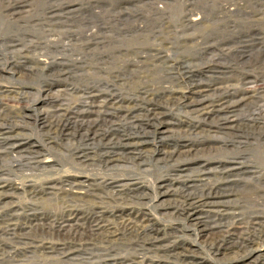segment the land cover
<instances>
[{"label": "rangeland", "instance_id": "obj_1", "mask_svg": "<svg viewBox=\"0 0 264 264\" xmlns=\"http://www.w3.org/2000/svg\"><path fill=\"white\" fill-rule=\"evenodd\" d=\"M150 1L0 0V115L12 116L9 125H16L6 132L11 142L35 141L37 149L0 154V264H264V239L245 250L216 251L214 245L228 224L254 221L264 227L259 203L264 199V4L164 0L156 4H167V30L156 24L158 13L150 14L151 6L157 7ZM226 7L232 8L229 16L220 12ZM187 8L194 9L191 18L198 25L188 26L185 35L177 24ZM243 9L257 14L247 18ZM120 14L127 19H118ZM99 22L108 31L100 30L97 43L70 41L71 30L82 35ZM50 38L58 46L42 43ZM205 48L207 58L225 49L221 66L198 56ZM161 55L169 57L163 64ZM37 58L55 63L45 67ZM136 58L135 65L121 67L125 59ZM157 62L161 65L151 76ZM142 76L144 81L137 82ZM217 86L228 88L217 92ZM91 89L99 95L88 97ZM191 89L210 90L207 101L215 103L205 102L208 113L190 103L197 94ZM109 91L136 100L130 104L132 119L91 113L89 122L99 119L91 136H84L89 128L78 123L80 115L72 119L69 114L68 124H73L63 132L36 122L60 106L74 110L78 103L101 102ZM222 101L227 110H219ZM222 118H229L227 125L218 129ZM62 119L66 123L67 117ZM94 132L98 136L92 137ZM186 143L197 151L183 152ZM104 150L107 157L134 151L140 156L107 164L99 158ZM78 153L88 159L82 162ZM211 190L218 195H206ZM69 210L77 212L85 230L60 235L53 226ZM95 218L114 227L111 241L90 231ZM127 220L147 228L142 232L134 226V231ZM201 225L211 228L201 230ZM6 227L14 228L18 238H10Z\"/></svg>", "mask_w": 264, "mask_h": 264}, {"label": "bare ground", "instance_id": "obj_2", "mask_svg": "<svg viewBox=\"0 0 264 264\" xmlns=\"http://www.w3.org/2000/svg\"><path fill=\"white\" fill-rule=\"evenodd\" d=\"M161 1H164V0H151L149 3H151L152 5L154 4V5H156L157 7H155V6H151V10H153V11H150V14H153V13H151V12H155V13H158L157 15H159L158 17H157V19H159L158 20V22L156 23L158 26H160V27H163L164 29H170L169 27H171L170 26V24L167 22V20L169 19V18H166V15L168 16V14H167V11H166V13H165V10L168 8V7H166L167 6V4H166V2H162V3H164V5H162L163 6V8L162 7H160L159 5H157L156 3L157 2H160L161 3ZM171 1V0H170ZM114 2V1H113ZM120 2V1H119ZM172 2V1H171ZM258 2H260L261 4H264V0H258ZM21 5V4H20ZM159 6V7H158ZM15 7V6H14ZM239 7V6H238ZM162 8V9H161ZM13 9V8H12ZM20 9V8H19ZM192 10H194V9H192ZM191 9H188L187 8V10L185 11V12H183V14H182V16H181V18H179L178 20L179 21H181V23H178V21H174L175 23H178L177 24V26H179V27H182V31L185 33V35L187 34V32H185V31H187L188 29H189V27L188 26H195V25H198V22H195V18L196 17H194V18H191L192 17V15L194 14V11H192ZM13 11V10H12ZM16 11V10H15ZM19 11V10H18ZM225 11V12H224ZM21 12V11H20ZM164 12V13H163ZM220 12H222V14L224 15L225 13H228V16L233 12L232 11V8H229V7H226V9H222ZM241 12H244V14L247 16V18H249V17H251L252 16V14L253 15H256L257 13H255L256 12V10H252V11H248V10H246V9H243V11H241ZM10 14V13H9ZM211 14V13H210ZM151 16V15H150ZM200 16V15H199ZM105 16H102V18H104ZM98 18H101V15H96V21L97 20H99ZM115 18H117V17H115ZM127 19V17L125 16V14H120V15H118V19ZM197 18H198V16H197ZM111 19V18H110ZM198 20V19H197ZM74 22H76V21H74ZM49 23H50V21H49ZM53 23V22H52ZM57 23V22H56ZM61 23V22H60ZM71 23V22H70ZM138 23H140V25L138 24ZM155 23V22H154ZM170 23H173V21L172 22H170ZM101 23L99 22L94 28L92 27L91 29H89L88 31H86L84 34H82V35H79V34H77L75 31L76 30H71V29H69V31L71 30V34H72V39H70V41H74V42H76L78 39L80 40V38H83L86 42H85V44H87L88 46H91L92 44H94V43H97V39H99V36H100V30L101 29H103V30H106V31H108L107 29H105L106 28V26H103L102 24L100 25ZM135 24H138L139 26H137L136 25V27H137V29L138 30H142V31H144V29H143V27L141 26L143 23L142 22H136ZM60 25V24H59ZM59 25H58V27H59ZM101 26H102V28H101ZM145 27V26H144ZM146 27H147V25H146ZM56 28V27H55ZM71 28V27H70ZM109 28V27H108ZM49 29H51V28H49ZM167 29V30H168ZM48 30V29H47ZM51 30H55V29H51ZM57 30V29H56ZM156 30V29H155ZM66 31V30H65ZM69 31L68 32H66L67 34H69ZM171 31V30H170ZM173 31V30H172ZM155 32V31H154ZM173 32H175V34L177 35L178 34V31H173ZM46 33V32H45ZM57 33V32H56ZM65 33V34H66ZM152 33V32H151ZM182 33V32H181ZM181 33H179L180 35H181ZM50 34H51V32H50ZM53 34V33H52ZM66 34V35H67ZM153 34V33H152ZM157 34V33H156ZM178 34V35H179ZM56 36V35H55ZM68 36V35H67ZM148 36V35H147ZM154 36V35H153ZM13 38V37H12ZM15 38V37H14ZM13 38V39H14ZM23 38H25L24 36H23ZM60 38V37H59ZM9 40V41H11V42H15L16 44H18V42L17 41H15V40ZM83 39H82V41H83ZM18 40V39H17ZM58 40H60V39H58ZM8 41V42H9ZM25 42H27L26 40H24ZM30 41H32V40H29V42ZM61 41V40H60ZM33 42V41H32ZM39 42H41V41H39ZM43 44H46V46L47 47H51V46H58V44H57V42H56V39H47V40H45V41H43L42 42ZM172 43V42H171ZM12 44V43H11ZM29 44V43H28ZM82 44V43H81ZM81 44H79L80 46H81ZM12 45H14V44H12ZM19 45V44H18ZM22 45V44H21ZM29 45H31V44H29ZM28 45V46H29ZM36 45H38V44H36ZM40 45V44H39ZM42 45V44H41ZM60 45V44H59ZM73 45H76V44H73ZM84 45V44H83ZM86 45V46H87ZM9 46H11V45H9ZM80 46H77V47H80ZM97 46V45H96ZM12 47V46H11ZM15 47V46H14ZM75 47V46H74ZM82 47V46H81ZM9 48V47H8ZM42 48V47H41ZM83 48V47H82ZM209 50V48H205L204 50H202V51H200L199 53H198V56H200V57H203V59L205 60L206 58H207V56H208V54L209 53H207V51ZM156 51H157V54H159L160 52H161V50L159 49V48H156ZM221 53H220V56H217V54L216 55H213L212 57H208L206 60L208 61V63L211 65V63H212V66H215V65H222V63L220 62V59H221V56L223 55V53H225V49H223V48H221L220 50H219ZM222 51H224L223 53H222ZM136 52V51H135ZM134 52V53H135ZM227 53V52H226ZM131 54H133V53H131ZM138 57H142V58H145L146 57V55H141V54H139V53H135ZM41 56V55H40ZM45 56V55H44ZM44 58V57H43ZM160 59H161V61H159V63H162L163 64V62H165L169 57L168 56H160L159 57ZM158 58V59H159ZM47 59H51V58H46L45 60H40L39 58H37V62L40 64H42V63H44L45 64V67H50L51 66V64H54L55 63V60H52V61H47ZM76 59V58H75ZM134 59V58H133ZM137 59V58H136ZM140 59V58H139ZM79 60V59H78ZM59 61V60H58ZM77 61V60H76ZM75 61V62H76ZM80 61V60H79ZM137 63V62H139L138 61V59H137V61H135V60H130V59H125V61L123 62V64H122V66L121 67H123V66H128L129 64L128 63ZM37 63V64H38ZM57 63V62H56ZM158 63V62H157ZM152 64L153 65V67H154V70H153V72H152V74H151V76H153V74L155 73V70H157L159 67H160V65L161 64ZM126 64V65H125ZM132 64V65H133ZM131 65V66H132ZM135 65V64H134ZM138 66V65H137ZM163 66V65H162ZM30 67V66H29ZM120 67V68H121ZM136 67V66H135ZM131 68V67H130ZM139 68V67H138ZM135 69H137V68H135ZM122 70V69H121ZM109 71V70H108ZM113 71L115 72V70L113 69ZM113 71H110V72H113ZM125 72H126V70H125ZM127 72H129V71H127ZM131 72H132V70H131ZM109 74V73H108ZM121 74H122V72H121ZM127 74H129V73H127ZM147 74V73H146ZM110 75V74H109ZM108 75V76H109ZM125 75V74H124ZM142 75V74H141ZM93 76V75H92ZM111 76V75H110ZM145 76V75H144ZM144 76H142V78H140V77H136V78H138V80H137V82H139L140 83V81H142L143 80V78H144ZM113 77H116L117 79H121V77H120V75H114L113 74ZM163 77V76H162ZM106 78V77H105ZM109 78V77H108ZM136 78H133V79H136ZM251 78V77H250ZM123 79V78H122ZM125 79V78H124ZM253 79V78H252ZM98 80V79H97ZM106 80H108V79H106ZM144 81V80H143ZM161 81V80H160ZM244 81V80H243ZM248 81V80H247ZM98 83H101V81L99 82V81H97ZM249 82H252V81H250L249 80ZM254 82V81H253ZM110 83V82H109ZM147 84V83H146ZM146 84H145V86H146ZM244 84H246V83H244ZM163 85V84H162ZM144 86V85H143ZM232 86V85H231ZM236 86V85H235ZM245 87V86H244ZM141 88V87H140ZM162 88V87H161ZM163 88H165V86L163 87ZM169 88V87H168ZM228 87H222V88H219L218 86L215 88L216 89V91L218 92V91H224L225 89H227ZM231 88V87H230ZM253 88V87H252ZM167 89V88H166ZM243 89V88H242ZM241 89V90H242ZM62 90V89H61ZM165 90V89H164ZM168 90V89H167ZM170 90V89H169ZM192 90V89H191ZM199 90V89H198ZM248 90V89H247ZM247 90H245L244 89V91H247ZM153 91V90H152ZM160 91H161V89H160ZM176 91V90H175ZM175 91H173V92H175ZM193 91V93H197V94H199V95H197V94H192V100H191V102L190 103H192L194 106H197L196 108V110H198V111H200V112H202V111H204L203 113H208V111L209 110H207V112H206V109H207V103H205L206 101H207V99H209L208 97L209 96H211V94H209L208 92H210V90L209 89H204L203 91H194V89L192 90ZM238 91H239V89H238ZM243 91V90H242ZM2 92H4L3 90H2ZM8 92H10V91H8ZM170 92H171V90H170ZM213 92V91H212ZM240 92V91H239ZM86 93L88 94V97H94V96H98L99 94H97L96 95V93H95V90H93V89H91V90H86ZM151 93V92H150ZM192 93V92H191ZM233 93V92H232ZM253 93V92H252ZM258 93V92H257ZM139 94V93H138ZM153 96L156 94V93H151ZM161 94V93H160ZM167 94V93H166ZM170 94V93H169ZM175 94V93H174ZM201 94V95H200ZM235 94V93H234ZM146 95V94H145ZM226 95V94H225ZM244 95V94H243ZM152 96V97H153ZM161 97H166L164 94L162 95H160ZM195 96H197V97H195ZM215 96V95H214ZM143 97V96H142ZM232 97V96H231ZM135 98V97H134ZM147 98V97H146ZM198 98H200V99H198ZM241 98V100L243 99L242 98V96L240 97ZM230 99V98H229ZM221 100V99H220ZM51 101V100H50ZM136 100H134L133 98H127V97H118V96H114V94L113 93H111L110 91L107 93V94H105V99L104 100H102L101 102H95V103H88V102H82V103H78L75 107H74V110L73 109H71V107H67V108H64V107H62V106H60V107H58V108H56L55 110H53V111H51V114L49 115V117H48V115L47 116H40V118H37L36 119V122H38L39 123V125L40 126H42L43 127V129H45V127H52L54 130H57V128L58 127H60L62 130V132L63 131H65V130H67V128H68V126L69 125H72V124H68V123H70L69 122V118H68V115L70 114L72 117V119H74L75 118V116L76 115H80L81 117H80V119H77L78 120V123H80V125L81 126H86V127H88L89 129H87L86 130V133L84 134V136H88V135H90L91 136V131H92V128L94 127V126H97V124H98V120L99 119H94L93 120V122H92V120L89 122V120L86 118V116L87 115H89V114H91V113H94V114H97V117H102V116H100V115H105L106 113H108V115H113V116H115V117H118V119H124V120H128L129 121V119H132V113H134V111H133V108H134V106H131L130 104H131V102H135ZM238 101V100H237ZM208 102V101H207ZM241 102V101H240ZM4 103V102H3ZM2 103V104H3ZM72 103V102H71ZM127 103V104H126ZM214 103L215 102H213V101H209L208 102V104H211V105H208L209 107H214ZM70 104V103H69ZM134 104V103H133ZM218 104H219V102H218ZM8 105V103L6 104V106ZM66 105V104H65ZM72 105H74V104H72ZM4 106V105H3ZM147 106V105H146ZM218 107H219V110H227L230 106L229 105H227L225 102H223L222 101V103L221 104H219V105H217ZM217 106H216V108H217ZM56 107V106H55ZM62 107V108H61ZM66 107V106H65ZM215 108V109H216ZM237 108V107H236ZM239 108V107H238ZM6 109V108H5ZM154 110V108L153 109H150V111L151 112H154L153 111ZM213 110H214V108H213ZM122 111H124L123 113H119V112H122ZM212 111V110H211ZM216 111V110H215ZM229 111V110H228ZM235 111V110H234ZM236 111H238V110H236ZM263 111V110H262ZM4 113V109H0V113ZM47 112V111H46ZM219 112V111H218ZM49 113V112H48ZM64 114V115H63ZM216 114V113H215ZM232 114V113H231ZM230 114V115H231ZM60 115V116H59ZM75 115V116H74ZM233 115H235V113L233 114ZM26 116H29L28 114L27 115H24V116H22V117H26ZM240 116V115H239ZM238 116V117H239ZM66 117H67V120H66ZM10 118H12V116L10 117ZM9 117L7 118L5 115H0V137H2V138H0V144H2V141L4 142V145H2L0 148H4V150H1L0 149V154H2V153H8L7 151H9L10 152V154H11V152H16V151H19V152H21V151H26L27 153H33V151H31V150H34V151H37V149H35L34 147H36L35 146V141L33 142V141H24V142H21L20 143V141H16V142H11V137H9V134H6V132H7V130H9V131H14V128H12L13 126H16L15 124L12 126V125H9V119H10ZM62 118H64V120H66L65 122L66 123H64V124H62V121H63V119ZM79 118V117H78ZM236 118V117H235ZM106 119V118H105ZM222 119H224V121H221V122H224V123H220V124H218V126H217V128L218 129H222V127L221 126H223L224 127V125H227V123L225 122V121H227L229 118H222ZM238 119H240V118H238ZM237 119V120H238ZM245 119V118H244ZM113 120V119H112ZM13 121V120H12ZM108 121V120H107ZM117 121V120H116ZM122 121V120H121ZM101 123V122H100ZM131 123V122H130ZM92 124V127L90 128V125ZM112 124V123H111ZM132 124V123H131ZM237 124V123H236ZM22 125V124H21ZM229 125V124H228ZM19 126V125H18ZM2 128V129H1ZM97 128V127H96ZM95 128V129H96ZM99 128V127H98ZM228 128V127H227ZM212 130V129H211ZM99 132V131H98ZM8 133V132H7ZM234 133V132H233ZM5 134L7 135V137L5 136ZM83 134V133H82ZM210 134V133H209ZM106 135V134H105ZM83 136V135H82ZM95 136H98V134H97V132H94L93 133V136L92 137H95ZM212 137V136H211ZM213 137H215V136H213ZM99 138V137H98ZM125 138V137H124ZM219 138V137H218ZM92 139V138H91ZM213 139V138H212ZM225 139V138H224ZM224 139H221V140H224ZM8 142H7V141ZM127 140V139H126ZM22 141V140H21ZM94 141V140H93ZM117 141L119 142V141H121V139H117ZM129 141V140H128ZM211 141V140H210ZM230 141H232V140H230ZM6 142H7V144H6ZM122 142V141H121ZM138 142V141H137ZM140 143H141V141H139ZM235 142V141H234ZM103 142H101V144H102ZM112 143H114L113 141H112ZM129 143H132L131 141L129 142ZM134 143V142H133ZM132 143V144H133ZM211 143V142H210ZM233 143V142H232ZM236 143H238V142H236ZM245 143V142H244ZM107 144H109L110 145V143L108 142H106V143H103V145H107ZM127 144V143H126ZM234 144V143H233ZM239 144V143H238ZM6 145H9L8 147H6ZM117 145H119V144H117ZM121 145H122V143H121ZM131 146V145H130ZM133 146V145H132ZM106 147V146H105ZM186 147V148H185ZM185 149H183V152H190L191 153V151H193V150H196V149H193V145L192 144H187L186 143V145H185ZM203 147V146H202ZM214 147V146H213ZM138 149H140V148H138ZM137 150V149H136ZM105 152H103V153H101V154H99V158L102 160V162H104V163H107V164H112V163H114V165H116V163H117V161H119V160H121V159H132V158H134V156L135 155H137V156H140V153H136V151H134V152H128V153H124V156L123 155H120V156H118L117 154H114L113 156H109V157H107L108 156V154H109V151H106V150H104ZM163 151V150H162ZM182 151V150H181ZM197 151V150H196ZM85 152V151H84ZM83 152V153H84ZM108 152V153H107ZM38 153V152H37ZM130 153V154H129ZM16 154V153H15ZM77 154V153H76ZM79 154V153H78ZM171 154V153H170ZM14 155V154H13ZM17 155V154H16ZM19 155V154H18ZM22 155V154H21ZM34 155H35V153H34ZM23 156V155H22ZM91 156V155H90ZM142 156V155H141ZM172 156V155H171ZM26 157L27 158H29V159H32L33 158V160H34V158L35 157H29L28 156V154L26 155ZM76 157H79L80 158V160H82V162L83 161H86L87 159H88V157L86 156V155H81V154H79L78 156H76ZM21 158V157H20ZM136 158V157H135ZM36 159V158H35ZM22 160V159H21ZM27 161V160H26ZM30 161V160H29ZM48 161H50V160H46L45 162H48ZM24 162V161H23ZM28 162V161H27ZM111 162V163H110ZM20 163V162H19ZM24 164V163H23ZM33 165V164H32ZM37 165V164H36ZM113 165V166H114ZM108 166V165H107ZM204 172V171H203ZM74 181V180H73ZM76 182V181H75ZM74 182V183H75ZM80 182V181H79ZM82 182H84V181H82ZM81 182V183H82ZM108 182V181H107ZM71 184H73V182H71ZM76 184H79V183H76ZM82 184H84V183H82ZM74 186H72L71 188H73ZM79 188H84V187H79ZM263 190V189H262ZM85 191V190H84ZM215 192H217V191H208L207 192V194L206 195H211V196H213V195H218L217 193H215ZM86 193V192H85ZM88 193V192H87ZM200 198V197H199ZM261 198V197H260ZM189 202V201H188ZM192 202V201H191ZM217 201H211V202H209V203H216ZM220 202V201H219ZM259 202V201H258ZM194 203V202H193ZM260 204H263L264 205V199L263 200H261V202H259ZM192 204V203H191ZM194 206V205H193ZM190 207V206H189ZM68 209V208H67ZM66 210V209H65ZM67 211V210H66ZM65 211V212H66ZM69 211H71V210H69ZM74 211V210H73ZM73 211H71V212H67L66 213V215L64 216L63 215V217L61 218V221H59L58 223H57V226H56V224L53 226V229H54V231H56L57 233H59L60 235H62V234H69V236L70 235H75V234H77V233H81V232H83V231H81V229H83V228H85L84 227V225H82L81 224V222H79V218H78V215L77 216H75V214L77 213H74ZM188 212V211H187ZM90 213V212H89ZM189 213H191L190 211H189ZM198 213V212H197ZM95 214V213H94ZM87 215V214H86ZM93 215V214H92ZM191 216L192 217H194L195 216V214H191ZM121 217V216H120ZM128 217V216H127ZM53 218H56V217H53ZM52 218V219H53ZM60 218V217H59ZM86 218V217H85ZM84 218V219H85ZM122 218V217H121ZM111 219V218H110ZM83 220V219H82ZM93 220V219H92ZM56 220L54 219V222H55ZM89 221V220H88ZM114 221V220H113ZM128 221V223L129 224H131L132 226V229L134 230V231H136V229L134 228V226H136V227H138V228H141L142 229V232L143 231H145L146 230V228H147V225H142V224H136L135 222H133L132 220H127ZM40 222V221H39ZM83 222V221H82ZM90 222H91V220H90ZM103 222H106V221H103L102 219H100V218H95L92 222H91V226L89 225V227H90V231L91 232H93V235L94 236H101L102 237V241L103 242H105V243H107V242H109V241H111L112 240V238L114 237V235H115V230H114V227L110 224V223H103ZM140 222V221H139ZM260 223V222H259ZM259 223H257V222H252L251 224L250 223H248L247 225H245L244 223H242V222H239V225H234V226H232V224H234V223H232V224H228V226L227 227H225L224 229H223V233H222V237L220 238V240L219 241H217V243L216 244H214L215 245V247H216V251H221V250H223V249H229V248H232L233 246H237V247H239L240 249H242V248H244V250H245V248L247 247V248H252V247H254V246H256L258 243H260V242H262L263 241V239H264V227L262 226H260V224ZM46 224V223H45ZM126 224V223H125ZM201 224H205V223H201ZM262 224V223H261ZM263 224H264V221H263ZM39 225H41V224H39ZM51 225V224H50ZM142 225V226H141ZM207 225V224H206ZM206 225H204L205 227H208V226H206ZM14 227V226H13ZM88 227V228H89ZM205 227H203L202 225H201V230H205L206 228ZM234 227H236V228H234ZM43 228V227H42ZM51 228V227H50ZM209 229L211 228V226L210 227H208ZM199 229V228H198ZM48 230V229H47ZM83 230H85V229H83ZM131 231V230H130ZM4 232L5 233H9V232H12V233H10L9 235L11 236L10 238H18V236H17V234L15 233V229L14 228H10V227H6L5 229H4ZM7 233V234H8ZM79 233V234H80ZM78 234V235H79ZM153 234V233H152ZM92 235V236H93ZM236 236H238L237 237V240H233ZM68 237V236H67ZM73 237V236H72ZM79 237H80V235H79ZM151 237V236H150ZM153 237V236H152ZM90 238V237H89ZM70 239V238H69ZM86 239V238H85ZM90 239H93V238H90ZM155 239V238H154ZM159 239V238H158ZM20 240V239H19ZM22 240V239H21ZM75 240V239H74ZM82 240V239H81ZM99 241V240H98ZM102 242V243H103ZM149 242V241H148ZM70 244V243H69ZM154 245V244H153ZM261 245V244H260ZM234 247V248H235ZM69 250V249H68ZM72 250V249H71ZM248 251V250H247ZM253 251V250H252ZM242 255V254H241ZM249 259V258H248ZM247 258H245V260L247 261L248 260ZM110 261V260H109ZM241 264V263H240Z\"/></svg>", "mask_w": 264, "mask_h": 264}]
</instances>
